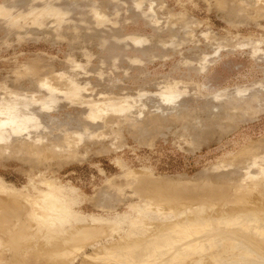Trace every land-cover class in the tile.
Masks as SVG:
<instances>
[{"label":"rangeland","instance_id":"1","mask_svg":"<svg viewBox=\"0 0 264 264\" xmlns=\"http://www.w3.org/2000/svg\"><path fill=\"white\" fill-rule=\"evenodd\" d=\"M10 103L31 120L0 151V264H109L154 225L264 209V0H0Z\"/></svg>","mask_w":264,"mask_h":264},{"label":"bare ground","instance_id":"2","mask_svg":"<svg viewBox=\"0 0 264 264\" xmlns=\"http://www.w3.org/2000/svg\"><path fill=\"white\" fill-rule=\"evenodd\" d=\"M30 120H31L30 117L21 115L17 111L14 104L13 105H11V103L8 104L7 108L0 107V145L4 146L3 148L0 146V151L1 150L8 151L7 143H9L8 141L10 134L21 135L24 131H27L26 125ZM37 143H39V140L30 142V145L32 144V146L34 147L33 149L37 147L36 149L38 150L40 147L38 146L39 144ZM19 145H21V143H19ZM25 145L27 144H24L22 146L28 147ZM44 146L43 148L45 147L49 148V146H45V147ZM148 188L150 189V191L152 190L151 186ZM160 189L163 191H161ZM180 189L181 188H177L176 186H173V188L170 186V188H168L167 186L165 187L162 185L159 187V190L161 192L159 191L160 194H158V196L156 194L157 192H155L156 190L154 191L155 192L154 195L156 194L157 196V198L154 200L155 201L161 200L166 203L172 201V203L169 204L170 205L173 204L171 205V207L174 208L181 204L182 205L188 203L190 204V201L192 203V200L194 199L195 196L196 198L198 196L199 199L201 197L200 194L201 192H199V194L197 192L193 194L191 193L192 191H190V193L188 191H185L186 192L185 193L184 191L182 192V189L180 191ZM192 189H194V187ZM206 191H208L209 193V190ZM212 191L214 192L216 190H212ZM148 192L149 191L147 190V193ZM218 192L212 195L210 194L211 193L210 191V193L207 195L205 194L206 196L204 197L208 198L207 199L208 202L211 200H212L211 202H213V200L216 201L215 199L222 200L220 199L221 194H218ZM217 195L220 196L217 197ZM241 199L242 198L237 200L241 201ZM237 200H235L236 201L235 203H237ZM242 201L239 202L241 205H244L242 206V209L240 208L241 206L238 207L239 205L234 206L236 207V210L235 208L234 209L232 208V211L233 210H235L234 212L237 211L236 213L232 212L231 214L230 213L228 214V212L227 213L225 212L226 214L224 215L223 213V216L222 215L218 217L211 216L212 218L210 216L206 217V214H204L205 218H203V216H199V215H193L189 217V214L192 213L191 212L189 214L187 213L188 216H185L184 218L178 221L166 223L164 225H159V226L154 225L152 230L144 231L137 238L131 237L132 238L131 240L130 239L125 240L124 245L118 244L115 247L111 246L112 248L111 247L109 248V252L113 253L114 255H113V260L109 261L110 263L109 262L108 263L109 264H183L185 262H188L191 258H196V260L193 259L192 262H199L201 261V258L203 255H205V253L207 254V252L211 250L216 252V250H213L212 248L218 247V245H220L223 248V250H221L223 252H221L220 255H223L222 253H225L226 258L228 259L227 255H229L230 253H231L230 255L236 253L235 255H233V257L234 256L235 257L233 259H228V260L226 259L225 261L222 259L223 258L222 256L220 257L218 256L220 252L218 253L216 252L215 255L211 251L210 252L211 254L208 253V255L210 254L209 259L213 264H264V212H263L264 209H262L263 211H258L259 207H257L258 205L257 203H255L254 205L257 206L254 207L252 206L254 208L253 210H255L256 208V210L253 211L252 208H250L251 206H249V208L247 206V204L250 201L248 202L247 200L243 201L244 204L242 203ZM61 202L58 203L57 201V203H55L56 207L58 208L57 210L61 208ZM193 202L194 203L192 204L195 203L197 204V200L194 199ZM232 202L234 204L233 200ZM261 204L259 205L260 210L262 207ZM51 206H53V204H51ZM237 207L240 208L241 210L239 211L240 213L238 212L239 209L237 210ZM243 207H247V209L245 210V208ZM0 212L2 213V211ZM209 214L210 213H208L207 216ZM210 215H212V213ZM61 217L62 216L58 215L57 219L61 220L62 219ZM51 218L52 217H50V220ZM85 230L79 232L85 234L84 233L86 232ZM80 233L79 236L80 235L83 236V234ZM220 246L217 248V250L221 249ZM84 257L86 258V255ZM92 260H95V258L91 259L90 261ZM192 262L188 264H191Z\"/></svg>","mask_w":264,"mask_h":264}]
</instances>
